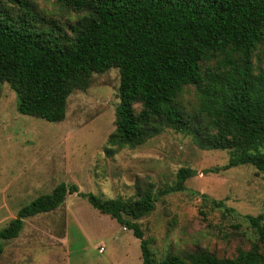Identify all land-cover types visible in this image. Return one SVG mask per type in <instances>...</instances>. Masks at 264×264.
Wrapping results in <instances>:
<instances>
[{
  "label": "trees",
  "instance_id": "1",
  "mask_svg": "<svg viewBox=\"0 0 264 264\" xmlns=\"http://www.w3.org/2000/svg\"><path fill=\"white\" fill-rule=\"evenodd\" d=\"M53 1L80 15L70 33L40 17L35 0L0 1V82L15 92L19 114L61 122L75 90H86L93 74L118 68L109 154L170 129L202 150L228 151L225 170L248 165L264 173V63L253 60L264 42V0ZM191 87L194 102L184 98ZM194 175L181 168L175 186L161 193L184 190ZM74 194L133 230L142 264H264L263 213L245 217L259 242L234 257L200 250L157 259L136 222L155 210L152 187L136 199H102L65 182L23 206L0 231V257L26 219L58 209Z\"/></svg>",
  "mask_w": 264,
  "mask_h": 264
},
{
  "label": "rangeland",
  "instance_id": "2",
  "mask_svg": "<svg viewBox=\"0 0 264 264\" xmlns=\"http://www.w3.org/2000/svg\"><path fill=\"white\" fill-rule=\"evenodd\" d=\"M35 3L40 17L63 32L80 17L53 0ZM253 60L264 63V42ZM119 88L118 68L93 74L86 90L69 96L65 120L49 122L19 114L15 92L0 82V231L23 206L65 182L102 199H136L152 187L155 210L136 222L157 259L200 250L234 257L259 242L245 217L264 214V173L248 165L223 169L228 151L202 150L167 129L109 154ZM184 98L195 101L193 87ZM181 168L195 175L184 190L162 194L175 186ZM0 264H142V257L133 230L74 194L58 209L26 219L19 237L4 243Z\"/></svg>",
  "mask_w": 264,
  "mask_h": 264
},
{
  "label": "built area",
  "instance_id": "3",
  "mask_svg": "<svg viewBox=\"0 0 264 264\" xmlns=\"http://www.w3.org/2000/svg\"><path fill=\"white\" fill-rule=\"evenodd\" d=\"M100 252H103V248H100V250H99Z\"/></svg>",
  "mask_w": 264,
  "mask_h": 264
}]
</instances>
